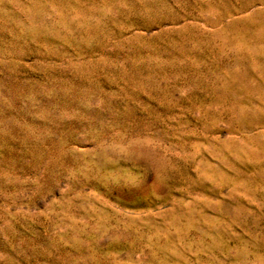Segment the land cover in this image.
Returning <instances> with one entry per match:
<instances>
[{"label": "rangeland", "instance_id": "rangeland-1", "mask_svg": "<svg viewBox=\"0 0 264 264\" xmlns=\"http://www.w3.org/2000/svg\"><path fill=\"white\" fill-rule=\"evenodd\" d=\"M0 264H264V0H0Z\"/></svg>", "mask_w": 264, "mask_h": 264}, {"label": "snow or ice", "instance_id": "snow-or-ice-1", "mask_svg": "<svg viewBox=\"0 0 264 264\" xmlns=\"http://www.w3.org/2000/svg\"><path fill=\"white\" fill-rule=\"evenodd\" d=\"M119 183L121 185H127L131 189L138 188L143 183L141 177L134 174H124L120 177Z\"/></svg>", "mask_w": 264, "mask_h": 264}]
</instances>
